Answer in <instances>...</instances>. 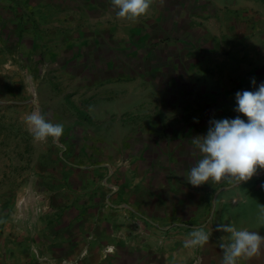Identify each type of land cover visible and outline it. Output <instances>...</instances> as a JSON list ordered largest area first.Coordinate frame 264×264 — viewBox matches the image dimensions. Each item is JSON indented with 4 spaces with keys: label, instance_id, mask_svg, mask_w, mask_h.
<instances>
[{
    "label": "crops",
    "instance_id": "crops-1",
    "mask_svg": "<svg viewBox=\"0 0 264 264\" xmlns=\"http://www.w3.org/2000/svg\"><path fill=\"white\" fill-rule=\"evenodd\" d=\"M117 11L111 0H0V67L17 64L16 50L47 51L49 64L60 67L46 77L57 83V111L72 115L70 121L52 111L53 123L64 124L63 135L54 139L61 150L38 160L13 191L5 215L0 212V264H221L220 237L230 234L209 228L200 213L217 185L193 186L185 177L202 157L190 158L186 142L177 153L172 147L170 157L168 141L147 130L133 135L131 125L103 116L107 112L98 99L106 89L122 78L133 84L142 77L141 57L118 60L106 42L138 40L139 30L161 43L150 58L158 55L159 63L181 55L185 46L176 39L184 37L202 50L236 49L249 67L264 66V0H152L149 13L138 20L120 18ZM167 37L175 39L171 47L164 43ZM81 51L91 54L81 57ZM213 56L224 58L219 52ZM113 59L119 65L110 71ZM67 82L74 88L65 91ZM148 105L161 109L157 98ZM38 109L47 119L44 106ZM172 172L181 181L169 186ZM3 206L0 194V211ZM195 227H204L211 238L203 248H185ZM252 258L248 264H264V252Z\"/></svg>",
    "mask_w": 264,
    "mask_h": 264
},
{
    "label": "rangeland",
    "instance_id": "rangeland-1",
    "mask_svg": "<svg viewBox=\"0 0 264 264\" xmlns=\"http://www.w3.org/2000/svg\"><path fill=\"white\" fill-rule=\"evenodd\" d=\"M159 21L161 23L162 19ZM145 26L148 31L149 25ZM135 33L138 34V40L106 42V46L118 60L141 57L139 70L142 77L133 84L126 83L122 78L120 85L106 89L104 98L98 99L104 104L106 114L109 113H104L103 116L113 124L131 125L133 135H136V131L137 135H143L145 133L142 131L147 130L151 136L168 141L170 157L172 147L173 152L177 153L181 151L184 142V151L190 158L195 155L202 157L203 154L193 143L194 138L206 134L213 119L242 115L236 112V93L243 90L254 91L260 83H264V66L256 63L249 67L247 57L239 58L236 49L202 50L197 47L195 40L191 42L184 37L176 39V44L185 46L180 51L181 55L169 58L166 63H159L158 55L156 60L150 59L158 45L161 47L155 35H144L139 30ZM174 41V37H167L164 43L171 47ZM231 41L229 38L226 44L229 45ZM79 46L84 47L82 44ZM217 52L224 54L222 60L213 56ZM15 53L19 57L16 65L0 67V129L3 130L0 135V194L4 198V206L0 212L3 216L13 200V191L25 184L38 160L49 151L61 150L54 145V138L49 137L45 142L35 141L24 121L25 114L39 113L38 105L42 104L49 121L55 122L52 111L70 121L72 119V115L57 111L61 107L54 94L57 83L54 78L51 80L46 77L55 74L60 67L49 64L48 52L33 49L16 50ZM90 54L88 51H81L78 55L88 57ZM184 56L190 60L188 64L184 63ZM149 60L156 64L151 65ZM118 65L114 59L108 63L110 71L116 70ZM232 74L236 76V81L227 80ZM159 77L161 80L156 81ZM253 79L256 80L255 85L252 83ZM153 81L158 87L153 85ZM87 84L90 86L89 82ZM65 85V91L74 88L71 82ZM82 88L81 86L79 89ZM156 89L160 90L157 94ZM107 96L111 100L107 101ZM155 98L161 109L154 108L152 111L148 104ZM67 100L70 101L65 99L64 105ZM152 105L155 107L156 103ZM145 107L147 112L143 111ZM81 116L88 118L84 113ZM160 144L155 143L157 147ZM152 148L153 145L148 146L146 152H151ZM263 173L264 169H259L256 174ZM256 174L246 182L235 183L226 179L216 183L217 187L209 194L208 202L200 212H203L202 220L208 221L209 228L215 229L217 222L235 223L237 227L264 233V175ZM179 181L181 180L177 174L172 172L169 186ZM259 184L262 186L258 187ZM252 261L254 263L255 259L252 258ZM242 264H248V259L242 260Z\"/></svg>",
    "mask_w": 264,
    "mask_h": 264
},
{
    "label": "clouds",
    "instance_id": "clouds-1",
    "mask_svg": "<svg viewBox=\"0 0 264 264\" xmlns=\"http://www.w3.org/2000/svg\"><path fill=\"white\" fill-rule=\"evenodd\" d=\"M120 18L138 20L146 16L152 0H111ZM252 83L255 85L256 80ZM235 118L213 119L206 134L194 138L195 147L202 153L186 174L193 186L218 183L231 179L235 183L250 180L259 169H264V83L254 90L236 93ZM246 117L247 119H245ZM24 121L38 142L49 137L58 139L64 133L63 123H53L38 112L27 113ZM215 231L230 234L220 237L223 252L221 264H241L242 260L264 252V234L235 223H219ZM211 236L204 227H195L184 240L185 248H203Z\"/></svg>",
    "mask_w": 264,
    "mask_h": 264
},
{
    "label": "trees",
    "instance_id": "trees-1",
    "mask_svg": "<svg viewBox=\"0 0 264 264\" xmlns=\"http://www.w3.org/2000/svg\"><path fill=\"white\" fill-rule=\"evenodd\" d=\"M3 133V130L2 129H0V135Z\"/></svg>",
    "mask_w": 264,
    "mask_h": 264
}]
</instances>
